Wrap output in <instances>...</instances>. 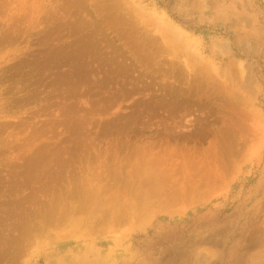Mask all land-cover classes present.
Masks as SVG:
<instances>
[{"label":"rangeland","instance_id":"1","mask_svg":"<svg viewBox=\"0 0 264 264\" xmlns=\"http://www.w3.org/2000/svg\"><path fill=\"white\" fill-rule=\"evenodd\" d=\"M0 264H264V0H0Z\"/></svg>","mask_w":264,"mask_h":264}]
</instances>
